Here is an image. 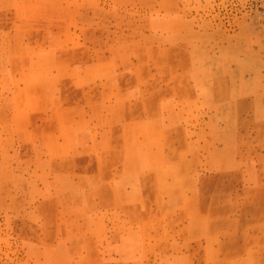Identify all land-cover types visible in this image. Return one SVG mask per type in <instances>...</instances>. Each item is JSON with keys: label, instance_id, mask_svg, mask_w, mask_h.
Instances as JSON below:
<instances>
[{"label": "rangeland", "instance_id": "374dc122", "mask_svg": "<svg viewBox=\"0 0 264 264\" xmlns=\"http://www.w3.org/2000/svg\"><path fill=\"white\" fill-rule=\"evenodd\" d=\"M95 60L134 67L135 84L189 105L194 145L214 148L213 157L228 149L229 209L264 229V0H0V67L40 76ZM23 141L17 150L0 136V264H175L185 233L171 217L136 209L127 221L97 219L69 207L50 159Z\"/></svg>", "mask_w": 264, "mask_h": 264}, {"label": "crops", "instance_id": "0c3cea01", "mask_svg": "<svg viewBox=\"0 0 264 264\" xmlns=\"http://www.w3.org/2000/svg\"><path fill=\"white\" fill-rule=\"evenodd\" d=\"M97 65L40 76L35 67H0V136L17 150L34 140L50 159L51 180H62V201L92 218L127 221L136 209L171 217L175 233H185L174 241L175 264H264V229H250L253 217L229 209L228 149L213 157L214 148L195 146L189 105L161 86L153 96L135 84L134 67ZM69 73L89 76L80 82Z\"/></svg>", "mask_w": 264, "mask_h": 264}]
</instances>
